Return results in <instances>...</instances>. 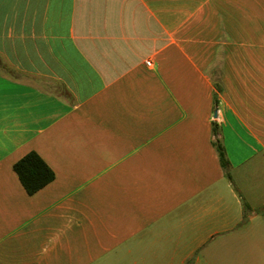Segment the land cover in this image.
<instances>
[{
  "label": "crops",
  "instance_id": "crops-1",
  "mask_svg": "<svg viewBox=\"0 0 264 264\" xmlns=\"http://www.w3.org/2000/svg\"><path fill=\"white\" fill-rule=\"evenodd\" d=\"M0 264H264V0H0Z\"/></svg>",
  "mask_w": 264,
  "mask_h": 264
},
{
  "label": "trees",
  "instance_id": "trees-1",
  "mask_svg": "<svg viewBox=\"0 0 264 264\" xmlns=\"http://www.w3.org/2000/svg\"><path fill=\"white\" fill-rule=\"evenodd\" d=\"M213 144L221 166L225 170L227 177L230 178L225 149L220 141H214ZM13 170L29 194L38 191L54 179L53 171L35 151L28 152L16 161L13 165Z\"/></svg>",
  "mask_w": 264,
  "mask_h": 264
},
{
  "label": "built area",
  "instance_id": "built-area-1",
  "mask_svg": "<svg viewBox=\"0 0 264 264\" xmlns=\"http://www.w3.org/2000/svg\"><path fill=\"white\" fill-rule=\"evenodd\" d=\"M146 64H148V65H149L150 63L147 61V62H146Z\"/></svg>",
  "mask_w": 264,
  "mask_h": 264
}]
</instances>
